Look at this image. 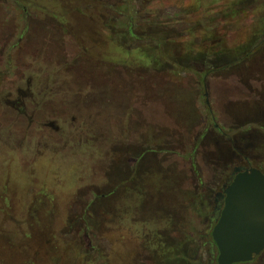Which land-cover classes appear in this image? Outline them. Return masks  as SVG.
I'll return each mask as SVG.
<instances>
[{
	"label": "rangeland",
	"instance_id": "rangeland-1",
	"mask_svg": "<svg viewBox=\"0 0 264 264\" xmlns=\"http://www.w3.org/2000/svg\"><path fill=\"white\" fill-rule=\"evenodd\" d=\"M14 1L23 3L26 16ZM125 1L0 0V23L11 21L0 26L1 38L10 39L6 50L19 37L14 25L32 18L36 24L19 45L58 61L59 33L39 25L57 18L71 35L65 32L68 61L62 56L61 65L74 64L66 72L41 68L32 75L23 67L37 55L23 57L0 83V264H210V209H202L201 199L225 167L218 150L239 142L264 165V0L243 12L234 11L245 6L238 0ZM131 9L139 10L128 15L132 36L97 32L102 63L70 58L78 48L94 50L91 20L124 18ZM120 22L119 35L126 20ZM244 48H252L246 56ZM106 61L118 62V73ZM208 61L220 66L206 79L207 106L197 80ZM24 74L33 86L19 101L9 80ZM53 84V92L35 90ZM42 96L51 102L38 105ZM117 99L131 100L133 148H142L140 134L150 133L158 153L145 187L140 182L132 191L147 195L134 200L110 195ZM49 124L60 134L36 132L42 125L49 131ZM82 178L107 182L92 187ZM92 191L109 195L93 200Z\"/></svg>",
	"mask_w": 264,
	"mask_h": 264
},
{
	"label": "flooded vegetation",
	"instance_id": "flooded-vegetation-1",
	"mask_svg": "<svg viewBox=\"0 0 264 264\" xmlns=\"http://www.w3.org/2000/svg\"><path fill=\"white\" fill-rule=\"evenodd\" d=\"M14 2L16 3L17 8L22 9V11L24 12V15L26 16L27 9L23 5V3L19 1H14ZM63 21L64 20L57 19V18H50L49 20H47L48 24L47 23L39 24L41 26H44V28H48L50 30L56 31L55 32L56 34L58 33L60 34V35L58 34V36L56 35L57 41L58 43L60 42L59 45L61 47L60 48L61 58L58 61L50 60L47 56H45L43 52H40L38 50H37L38 52L36 51L32 52L28 50L24 51L23 50L24 45L23 44L19 45V43H23V42L25 44L24 40H25V35L27 31L29 30L30 26L36 24L35 20H33L32 18L23 17L22 22L19 21V23L17 22L14 25L15 30L19 31V37L16 40V42L13 43V45H10V47H8V50H6L5 47H7L6 45L10 41V39L6 37V35H4L3 38H1L3 35L0 29V79L3 76L6 78L0 81L1 86L5 84L4 81L6 80L8 81L7 73L13 72V69L15 70L17 68V63L22 64L23 57L27 59V57L31 55H37L36 57L32 56L34 59L33 62H27L28 65L23 67V70L26 71L27 74H32V75L35 74L41 68H43L42 70H44V68H47L49 70L50 68H54V70L58 73L62 71L66 72L69 70V67L74 65V64L71 66L68 65L69 66L68 70L65 69L66 67L64 65H61V62L62 64L65 63V61L62 60V56L65 57V59L68 61V57L66 56L67 51H64L65 49H62L63 47L62 45L65 46L66 44L65 38L68 37L67 33L70 35L69 33L70 29L67 28L66 26L67 24L64 23L65 21L64 22ZM10 22H11L10 20L8 21L3 20V23H0V26L8 25ZM91 22H93V24L96 25V28H97V31L95 30L93 32V35H91L93 40H94V37L95 39H98L97 44L92 46L94 50H92L91 53H89L86 51L91 46L88 47L87 49L81 47V49L78 48L79 53L73 52L70 58L74 56L75 58H79L82 60H85V59L86 60L92 59L93 61L100 60L99 62L102 63L103 59L98 55V52H99L98 48L101 47L98 42H100L101 35L100 34L98 35L97 32L104 31L106 34L108 33L111 36L118 38L119 30L117 28L121 23L118 18H113V17L105 18L103 16L101 18L91 20ZM126 25L131 26L130 29L131 31L133 30L132 25L134 24L132 23V21H129L128 23L126 22ZM2 41H3V44H1ZM18 45H19V49L15 50L16 47H18ZM41 49H43L42 46H41ZM105 63L108 66H110L112 69H114L116 73H118L119 71L118 62L113 63V62L106 61L104 62V64ZM47 64H50L52 66H46ZM54 64L56 65L54 66ZM213 68L214 67H202V70L198 71L199 76H198L197 84L200 85V83H202V86H203L202 87L203 88L202 99H204V103L207 106L209 105V102L207 99L209 95H208V85L206 84L207 82L206 79L212 73ZM25 75L26 74H24L23 77L22 76L19 77L18 79H16V81H13L14 78L9 80V82H15L14 83L15 86H12V87L16 88L19 94V101L24 100V96L26 95V92L32 90V86H33L31 75L26 76V80H25ZM63 85H66L65 81L58 83L57 88L61 90L63 88ZM53 86L55 87L54 84L50 85L49 87H41V88L37 87L35 90H39L38 92L40 93L42 90H46L47 93H49V92H53L52 91V89L54 88ZM45 93H43V95ZM47 96H50V95L47 94ZM47 96H42L43 98L42 99L40 98V100L37 98V104L45 105L46 103H49L48 101L51 102V98H48ZM129 102L131 101L127 100L126 102H123L122 100L117 99L116 102L114 100L112 103V110L114 111L115 113L114 116L117 119V124H116L117 130L116 132H114V134H112V138L113 137L115 138V141L112 139L113 145H111L113 146V157H112L111 169H112V177L114 179V182L112 185V192L110 193V195H114L120 198L126 197L127 200H134L136 195L143 196V197L147 195L146 193H133L132 191L134 190V186L139 185L140 182H142L143 187H145L144 182L147 179L146 176L149 175V172H150L151 157L152 156L154 157L155 154H158V153H156V151L154 150V147L150 146V143L148 141L150 139V133L140 134L139 137L142 138V145H141L142 148L138 146L139 148L137 151L133 148L132 146L133 144H131L132 142L128 139L130 138V133L134 131L133 124L131 123V120H132L131 114H130V117L128 115V111L132 109L130 106L131 104ZM32 110H33L32 111L33 115L37 116V112L39 111V108L36 107L35 109H32ZM66 117L67 116H63L61 117V119L60 117L58 118L61 121H66ZM42 126H43V130L39 129L36 131V132L42 133V135L47 132H51V134H58L59 132H61L58 126H53L52 124L48 125L51 127L49 131L45 129L44 125ZM45 126L47 127V125ZM214 128L218 129L216 124L214 125ZM120 137H122V140L120 139ZM240 146L241 145H239V142H232L230 146L225 147V150L224 149L218 150L220 154L219 160L222 159L224 161L223 163H225V167L222 169V171L217 176H213V182L210 183L209 188L206 190L207 193L203 195L201 199L202 204H203L202 209L206 211L208 210V208L210 209L208 213L209 214L208 218H209V225L211 226V231L220 216L221 210L224 207V197H225L224 190L226 189V187H228L231 184L233 179H235V176L251 168L257 169L262 174H264V165L262 161L259 160L256 156L247 154L246 151H244L243 148H245L247 145L242 146L243 148H241ZM108 195L109 194H106V193L98 194V192L96 191H92V193H90V197L93 200H98L99 197L104 198L105 196H108ZM83 212H86V211L84 210ZM210 235H211V232H210ZM209 244L211 245V247H210L208 262L210 264H217L216 262L217 248L215 244H213V240L209 242ZM263 259H264V250L258 256L254 257L252 261L246 262V263H237V264H249L254 261L262 262Z\"/></svg>",
	"mask_w": 264,
	"mask_h": 264
},
{
	"label": "water",
	"instance_id": "water-1",
	"mask_svg": "<svg viewBox=\"0 0 264 264\" xmlns=\"http://www.w3.org/2000/svg\"><path fill=\"white\" fill-rule=\"evenodd\" d=\"M224 196V207L211 231L216 262H250L264 250V174L252 168L239 173Z\"/></svg>",
	"mask_w": 264,
	"mask_h": 264
},
{
	"label": "trees",
	"instance_id": "trees-1",
	"mask_svg": "<svg viewBox=\"0 0 264 264\" xmlns=\"http://www.w3.org/2000/svg\"><path fill=\"white\" fill-rule=\"evenodd\" d=\"M122 2H125V4L127 3L125 0L123 1L122 0ZM251 2V3H250ZM259 2V0H238V5H245V6H242L240 9H238L237 7L238 6H236V9L234 10V11H245V10H247V8H248V3H250V4H253V5H258L257 3ZM245 3V4H244ZM259 4H261V2L259 3ZM221 7H224V10L226 11H230V6H226V4H223L222 3V5H221ZM109 8H111V7H109ZM125 9L128 11V9H129V6H127V8L125 7ZM115 11H118V8H115ZM135 11V15L138 13V11L139 10H130V12L127 14V16H125L124 18H118L119 20H126V22L128 23L129 21H133L132 20V18H131V15L133 16L134 14H133V12ZM233 11V10H232ZM231 11V12H232ZM129 14H131L130 16H128ZM121 23V22H120ZM133 23V22H132ZM126 24V23H125ZM134 24V23H133ZM130 27L131 26H125V29H124V31H123V34H121V35H119V37L121 38H125V37H127V36H132L133 35V30L131 31V29H130ZM132 28H133V25H132ZM257 46V45H256ZM252 48H255V46L254 47H252ZM252 48H250V49H252ZM250 49H246L245 50V48L241 51V53H243L245 56L247 55V54H249L250 52H249V50ZM239 51V50H238ZM240 52V51H239ZM236 60H237V56L236 55H234L233 56ZM219 61V60H218ZM218 61H216L215 63L212 61H208V62H210L209 64L208 63H204L205 65H207L206 67H218V66H220V63L218 62ZM221 61V60H220ZM99 199V198H98ZM86 212L85 213H87L88 212V210L86 209L85 210ZM91 211V210H90ZM209 236V242H211L212 241V239H211V235L209 234L208 235ZM83 237H84V239H88L87 238V232H86V230L84 231V233H83Z\"/></svg>",
	"mask_w": 264,
	"mask_h": 264
},
{
	"label": "crops",
	"instance_id": "crops-1",
	"mask_svg": "<svg viewBox=\"0 0 264 264\" xmlns=\"http://www.w3.org/2000/svg\"><path fill=\"white\" fill-rule=\"evenodd\" d=\"M130 101H131V100H130ZM98 113H99V112H98ZM132 116H133V115H132ZM132 120H134V119H132ZM59 134H60V133H59ZM82 179L84 180V182H85L87 185L92 186V187H94V186H99V184H101V185H102V184H106V182H107V181H105V179L100 178L99 184H97V185L94 184V185H93V183H92V182H89L87 179H84V178H82ZM101 185H100V186H101Z\"/></svg>",
	"mask_w": 264,
	"mask_h": 264
}]
</instances>
